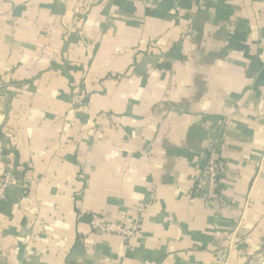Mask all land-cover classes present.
Wrapping results in <instances>:
<instances>
[{
	"label": "crops",
	"instance_id": "obj_1",
	"mask_svg": "<svg viewBox=\"0 0 264 264\" xmlns=\"http://www.w3.org/2000/svg\"><path fill=\"white\" fill-rule=\"evenodd\" d=\"M0 150V264H264V0H0Z\"/></svg>",
	"mask_w": 264,
	"mask_h": 264
},
{
	"label": "built area",
	"instance_id": "obj_2",
	"mask_svg": "<svg viewBox=\"0 0 264 264\" xmlns=\"http://www.w3.org/2000/svg\"><path fill=\"white\" fill-rule=\"evenodd\" d=\"M216 141L217 138H214L207 146L201 174L196 182L197 189L204 191L209 204H213L215 201L221 199L220 191L223 170L219 160ZM21 186L22 180L11 168H7V170L0 175V208L7 201L10 189ZM151 203L152 201L139 204L135 209V214L132 219L123 216L118 222H112L104 216L95 213L82 212L81 214L87 217L89 226L94 233L122 237L127 241L126 248H130L128 242L136 238L140 233L143 218L148 212ZM231 237L229 232L221 230H216L215 232V239L219 246L216 257L218 264H229L230 262L232 247L223 248V243Z\"/></svg>",
	"mask_w": 264,
	"mask_h": 264
},
{
	"label": "rangeland",
	"instance_id": "obj_3",
	"mask_svg": "<svg viewBox=\"0 0 264 264\" xmlns=\"http://www.w3.org/2000/svg\"><path fill=\"white\" fill-rule=\"evenodd\" d=\"M258 264H260V263H258Z\"/></svg>",
	"mask_w": 264,
	"mask_h": 264
},
{
	"label": "trees",
	"instance_id": "obj_4",
	"mask_svg": "<svg viewBox=\"0 0 264 264\" xmlns=\"http://www.w3.org/2000/svg\"><path fill=\"white\" fill-rule=\"evenodd\" d=\"M87 218V217H86Z\"/></svg>",
	"mask_w": 264,
	"mask_h": 264
}]
</instances>
